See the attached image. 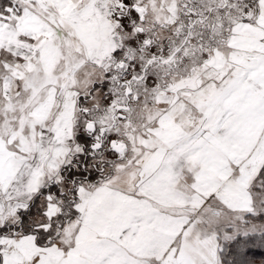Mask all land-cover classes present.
Instances as JSON below:
<instances>
[{"label": "snow or ice", "instance_id": "6c2138e0", "mask_svg": "<svg viewBox=\"0 0 264 264\" xmlns=\"http://www.w3.org/2000/svg\"><path fill=\"white\" fill-rule=\"evenodd\" d=\"M0 264H264V0H0Z\"/></svg>", "mask_w": 264, "mask_h": 264}]
</instances>
